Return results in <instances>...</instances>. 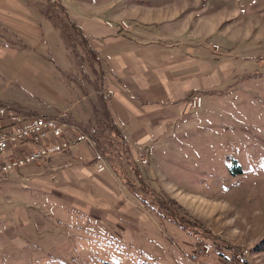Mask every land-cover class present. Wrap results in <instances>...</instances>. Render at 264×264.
I'll list each match as a JSON object with an SVG mask.
<instances>
[{"label":"rangeland","instance_id":"rangeland-1","mask_svg":"<svg viewBox=\"0 0 264 264\" xmlns=\"http://www.w3.org/2000/svg\"><path fill=\"white\" fill-rule=\"evenodd\" d=\"M195 1L211 7L224 2L225 20L216 31L236 38L225 56L235 63L233 77L220 96L212 95L216 108L203 105L190 135L150 151L149 164L140 167L145 182L135 176L125 180L142 206L139 211L130 207L128 218L115 217L114 223L105 213L96 217L93 208L89 212L87 207L39 197L32 186L36 176L0 185V235L11 232L16 243L13 249L0 250V264H192L188 257L202 242L211 252L194 264H219L217 253L232 252L242 255L239 264H264L261 254L251 252L264 238V0ZM164 4L144 0L142 5ZM68 46L61 43L65 52L56 55V61L69 73L64 83L76 93L71 103L58 97V85L50 82L55 76L36 50L38 55H15L0 62V104L25 115L65 119L70 114L80 127L83 120L93 125L90 109L99 110L98 95H80L92 91L96 80L80 77L81 64ZM83 67L90 76L88 63ZM195 114L191 111L187 117L195 119ZM167 200L174 201L170 206L177 211L164 212L160 205ZM185 222L205 230L217 244L185 231ZM115 224L128 229L130 241L115 233Z\"/></svg>","mask_w":264,"mask_h":264},{"label":"crops","instance_id":"crops-1","mask_svg":"<svg viewBox=\"0 0 264 264\" xmlns=\"http://www.w3.org/2000/svg\"><path fill=\"white\" fill-rule=\"evenodd\" d=\"M143 1L0 0V62L15 55L35 56L38 50L42 60L49 64L52 77L55 76L50 82L58 85V97L71 103L76 93L69 91L64 83L63 64L56 61V55H63L65 50L60 48L58 32L40 12L47 2L60 4L89 43L100 68V89L91 88L88 94L85 89L80 96L84 99L98 95L99 104L105 103L120 129L132 162L135 156L146 152L148 165L150 151L175 145L180 136L191 134L203 105L216 108L212 95L220 96L223 86L233 77L235 63L225 56L230 55L236 38L227 39L216 31L225 20L221 6L224 2L211 7L198 6L195 0H162L165 2L162 6H144ZM118 20L127 21L131 30L119 33L103 25L105 21ZM215 39L227 43L218 44ZM211 45L218 46L217 55ZM50 54L54 58L50 59ZM193 94L202 97L201 107L193 115L195 119L187 117L191 111L185 105ZM90 110L94 118L98 108L92 106ZM65 117L73 123L70 114ZM172 136L178 140L173 141ZM58 156L55 160L27 165L32 166L31 170L23 167L11 175L10 182L16 183L23 175L36 176L32 186L39 197L87 207L89 212L88 208H93L96 217L105 213L109 223L116 222L115 217L128 218L130 207L138 211L141 208L139 194L131 192L108 164L105 171L95 173L94 155L86 145ZM78 156L81 160H77ZM136 167L139 169L136 178L145 182V174H140L141 165ZM126 170L128 179L133 175ZM16 219L19 223L18 215ZM116 227L115 233L120 238L131 240L128 229ZM21 231L25 235L23 228ZM11 237V232L0 235V250L15 248Z\"/></svg>","mask_w":264,"mask_h":264},{"label":"built area","instance_id":"built-area-1","mask_svg":"<svg viewBox=\"0 0 264 264\" xmlns=\"http://www.w3.org/2000/svg\"><path fill=\"white\" fill-rule=\"evenodd\" d=\"M104 27L119 33L131 30L128 22L105 21ZM211 50L217 53L219 48L211 45ZM202 98L198 94L191 95L186 100L189 111L201 107ZM86 145L94 155L93 166L95 173L106 170L107 162L96 150L95 143L86 132L77 125L67 122L62 117H43L40 115L19 114L0 104V185L10 182L11 175L19 173L27 165L44 163L52 157L68 154L78 145ZM101 154V153H100ZM81 160V157H77ZM135 164L145 166L147 159L143 155L133 158ZM32 175H23L21 182L29 181ZM211 252L209 245L202 243L188 257L194 264L198 258L205 257ZM219 264H239L243 259L239 252L228 255L217 253Z\"/></svg>","mask_w":264,"mask_h":264},{"label":"trees","instance_id":"trees-1","mask_svg":"<svg viewBox=\"0 0 264 264\" xmlns=\"http://www.w3.org/2000/svg\"><path fill=\"white\" fill-rule=\"evenodd\" d=\"M40 12L44 20L50 23L51 27L58 32L61 43H69L68 47L73 53V57L79 60L78 62L81 64L79 66L80 77L87 82H90L89 80L95 77L94 80L96 81L91 84L93 89L99 90L101 86V73L99 66H96V55L95 53L93 54L89 43L83 37L74 22L69 18L65 9L58 3L47 2L41 7ZM50 55L51 58H54L52 54ZM83 57H85L86 60ZM82 58L84 60L83 63H88L90 67V76L89 73L84 70ZM64 74L67 76L69 73ZM65 120L70 122V120L67 118H65ZM93 121V125L81 126V128L93 139L97 149L104 157L112 171L116 175L122 177L124 184L131 190V192H135L133 185L130 184V182L125 181L127 180L125 174L127 173L126 169H128V171L131 172L133 176L138 178V168L136 167V164L133 165L134 163L130 159L131 156L129 154L128 147L120 133V129L113 121L103 101L100 102V109L94 114ZM166 202L167 205H160L162 209L166 208L164 209L166 214L174 213L173 210L177 211L172 206H170L171 204H174V201L167 200ZM177 209L179 210L181 208L177 207ZM184 225V229L188 233L197 235L201 237V239H204V241L209 240L211 243L213 242V244H217L215 239L210 237L209 233H207L205 230H202V228L193 224H188L187 222H185ZM251 252L261 254L264 260V238L259 240L255 246H253Z\"/></svg>","mask_w":264,"mask_h":264},{"label":"bare ground","instance_id":"bare-ground-1","mask_svg":"<svg viewBox=\"0 0 264 264\" xmlns=\"http://www.w3.org/2000/svg\"><path fill=\"white\" fill-rule=\"evenodd\" d=\"M125 22V21H124Z\"/></svg>","mask_w":264,"mask_h":264}]
</instances>
